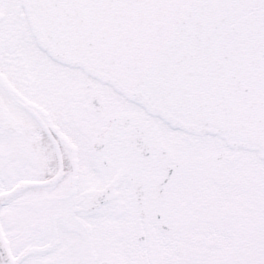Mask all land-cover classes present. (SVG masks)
<instances>
[{"label": "snow or ice", "instance_id": "obj_1", "mask_svg": "<svg viewBox=\"0 0 264 264\" xmlns=\"http://www.w3.org/2000/svg\"><path fill=\"white\" fill-rule=\"evenodd\" d=\"M0 264H264V0H0Z\"/></svg>", "mask_w": 264, "mask_h": 264}]
</instances>
